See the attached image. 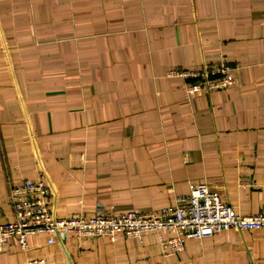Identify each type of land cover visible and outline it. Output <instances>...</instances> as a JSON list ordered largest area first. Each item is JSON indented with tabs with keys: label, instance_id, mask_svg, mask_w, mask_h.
<instances>
[{
	"label": "crops",
	"instance_id": "obj_1",
	"mask_svg": "<svg viewBox=\"0 0 264 264\" xmlns=\"http://www.w3.org/2000/svg\"><path fill=\"white\" fill-rule=\"evenodd\" d=\"M222 54L237 83L190 95L174 69ZM208 59V60H207ZM43 177L65 217L149 212L208 183L264 209V0H0V223L11 187ZM264 264V230L164 255L158 235L29 237L0 264Z\"/></svg>",
	"mask_w": 264,
	"mask_h": 264
},
{
	"label": "built area",
	"instance_id": "obj_2",
	"mask_svg": "<svg viewBox=\"0 0 264 264\" xmlns=\"http://www.w3.org/2000/svg\"><path fill=\"white\" fill-rule=\"evenodd\" d=\"M215 62L196 67L174 69L173 75L194 80L186 84L187 92L195 93L227 88L237 83L235 68L225 55L218 54ZM208 60V59H207ZM51 188L43 177H24L10 191L11 218L0 223V252L12 241L29 249L31 235H43L48 244L77 238H96L121 233L142 239L147 233H156L164 255L184 250L189 238L203 239L216 232L235 228L264 230V209L256 213H239L234 205L208 183L192 185L190 193L173 205L149 212L130 209L118 213L97 209L92 213H78L65 217L54 215L50 208ZM26 264H50L43 257H31Z\"/></svg>",
	"mask_w": 264,
	"mask_h": 264
}]
</instances>
